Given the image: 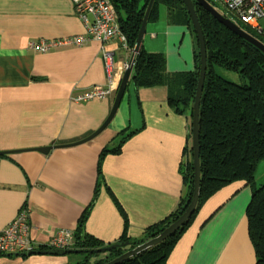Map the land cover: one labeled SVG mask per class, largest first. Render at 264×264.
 Here are the masks:
<instances>
[{"label": "crops", "instance_id": "crops-1", "mask_svg": "<svg viewBox=\"0 0 264 264\" xmlns=\"http://www.w3.org/2000/svg\"><path fill=\"white\" fill-rule=\"evenodd\" d=\"M84 33L71 0H0V151L8 152L0 154V230L27 206L36 250L49 249L56 230H76L93 197L82 232L105 245L124 230L130 239L142 238L145 228L166 218L187 192L182 176L191 117L174 112L164 85L130 83L109 124L84 143L47 153L33 149L80 140L110 111L109 97L69 100L105 83L99 39L46 52L28 48L30 40ZM141 45L162 54L168 72L195 68V33L172 22L165 10L146 22ZM106 46L115 61L129 60L131 52L119 48L116 39ZM128 132L133 134L120 152L105 155L99 173L101 149L115 146ZM263 182L255 178V186ZM252 188L235 180L205 200L165 264H256L245 214ZM75 262L65 254L0 255V264Z\"/></svg>", "mask_w": 264, "mask_h": 264}, {"label": "trees", "instance_id": "trees-1", "mask_svg": "<svg viewBox=\"0 0 264 264\" xmlns=\"http://www.w3.org/2000/svg\"><path fill=\"white\" fill-rule=\"evenodd\" d=\"M108 1L117 11L120 29L125 34L131 50L148 0ZM207 1L214 6L211 0ZM193 3L206 47V72L198 116L199 199L194 212L173 234L119 264H165L179 236L190 225L202 203L217 190L235 180H243L253 187L245 214L249 237L257 255L256 264H264V183L255 186L254 181L257 165L264 160V53L219 23L194 0ZM161 7H164L172 22L187 25L194 34L190 17L181 0H154L147 22L159 16ZM236 23L264 43L263 35L243 22ZM194 57V70L168 72L164 56L159 53H148L140 44L134 56L126 88L130 83L135 87L164 85L167 88V103L174 112L178 114L189 112L191 117V105L197 82L198 49ZM216 67L236 72L242 82L223 78L216 72ZM132 134L133 132L125 133L115 146L101 149L98 160L99 173L105 155L119 153L122 144ZM186 151L188 159L184 162L182 177L187 192L181 197L176 208L160 222L145 228L142 238L130 239L124 230L117 241L128 240L129 245L107 251L108 254L101 258L89 259L90 256H87L78 259L79 262L74 264H101L108 261L154 236L178 217L186 207L192 189L190 142ZM93 201L94 197L79 218L77 228L74 230L72 248L91 250L103 246L101 241L82 232L83 222ZM123 215L126 222V216Z\"/></svg>", "mask_w": 264, "mask_h": 264}, {"label": "built area", "instance_id": "built-area-1", "mask_svg": "<svg viewBox=\"0 0 264 264\" xmlns=\"http://www.w3.org/2000/svg\"><path fill=\"white\" fill-rule=\"evenodd\" d=\"M224 7L218 11L234 22L241 21L249 28L264 37V0H219ZM77 17L83 22L85 33L59 39H34L28 42V48L36 52L65 44L80 45L90 38L101 41L100 55L105 71V83L95 84L69 96L75 103L97 98H114L122 73L128 60H114V50L106 46L107 42L116 39L119 48L130 50L125 34L118 23L115 7L108 0H71ZM134 63V62H133ZM29 209L22 205L14 217L0 230V255L24 253L35 250L37 246L29 236ZM74 231L58 229L50 238L46 248H72Z\"/></svg>", "mask_w": 264, "mask_h": 264}, {"label": "water", "instance_id": "water-1", "mask_svg": "<svg viewBox=\"0 0 264 264\" xmlns=\"http://www.w3.org/2000/svg\"><path fill=\"white\" fill-rule=\"evenodd\" d=\"M154 0H148V4L146 6L143 18L141 20L140 27L137 32V36L133 43L131 49V55L128 60V65L124 69L116 94L113 98V102L110 108L108 115L106 116L105 120L101 123V125L94 130L89 135L85 136L80 140H76L74 142L66 143V144H57V145H50L44 147H37L33 148L42 153H47L53 147H65V146H72L84 143L93 137H95L98 133H100L111 121L113 116L115 115L117 108L120 104V101L124 95L125 88L129 81L134 56L139 49V46L142 42L143 34L145 32V26L147 22V18L153 4ZM183 5L186 8V11L190 17V22L192 24L193 31L195 33V38L197 41L198 46V69H197V82L194 92V98L191 105V121H190V136H191V149H192V168H193V180H192V189L191 195L189 197L188 203L184 210L178 215L176 219H174L171 223H169L166 227H164L160 232L155 234L148 239L143 240L142 242L136 244L135 246L125 250L120 255L105 261L101 264H119L120 262L135 256L148 248L158 244L159 242L166 239L168 236L173 234L194 212L195 207L197 205L200 193V164H199V126H198V116H199V104L202 94L203 82L205 78L206 72V47L204 42L203 32L200 26V23L197 18V14L194 8L193 0H181ZM197 2L204 10H206L213 18H215L219 23L223 24L226 28L240 36L241 38L245 39L247 42L251 43L253 46L258 48L262 53H264V43H262L259 39L251 35L249 32L242 29L236 22L232 21L228 17L221 14L217 9H215L207 0H194ZM12 151V150H11ZM19 150H13V152ZM8 153L5 151H0V154ZM129 241H117L109 244H105L97 249L85 250V249H76V248H66V249H59V248H50L44 251L41 250H31L26 253V255H33V254H56V255H64L69 253H87L88 256H91L93 253H102L106 251H110L117 247H123L129 245ZM15 255H25L24 253H16Z\"/></svg>", "mask_w": 264, "mask_h": 264}, {"label": "rangeland", "instance_id": "rangeland-1", "mask_svg": "<svg viewBox=\"0 0 264 264\" xmlns=\"http://www.w3.org/2000/svg\"><path fill=\"white\" fill-rule=\"evenodd\" d=\"M211 2H213L215 8L218 9L219 11H223L224 10V7L222 6V4H221V2L219 0H211ZM161 10H164V7H161ZM239 23H241V22L239 21ZM215 70H216V72L219 75H221L223 78H225L227 80H231V81L238 82V83L242 82V79L239 77V75L236 72L225 70V69L220 68V67H216ZM262 161H260L258 163L257 168L255 170V174H254L257 183H259V181H264L263 180L264 179V161L263 162ZM107 254H108L107 251L106 252H102V253H98V254H94L93 253L89 257V259L90 258L93 259L94 257L101 258V257H103V256H105ZM65 255L68 256L70 262H72V259H75L76 262H79L78 259H84L85 257L88 256V254L86 252L85 253H83V252H80V253H69V254H65Z\"/></svg>", "mask_w": 264, "mask_h": 264}]
</instances>
